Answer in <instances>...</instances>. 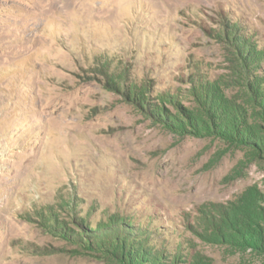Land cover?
<instances>
[{
	"label": "rangeland",
	"instance_id": "obj_1",
	"mask_svg": "<svg viewBox=\"0 0 264 264\" xmlns=\"http://www.w3.org/2000/svg\"><path fill=\"white\" fill-rule=\"evenodd\" d=\"M0 264H264V0H0Z\"/></svg>",
	"mask_w": 264,
	"mask_h": 264
}]
</instances>
